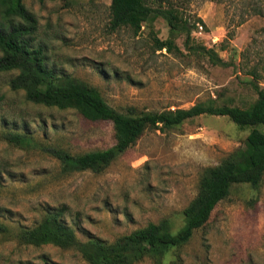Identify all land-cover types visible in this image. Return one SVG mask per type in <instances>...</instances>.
I'll return each mask as SVG.
<instances>
[{"label": "rangeland", "instance_id": "374dc122", "mask_svg": "<svg viewBox=\"0 0 264 264\" xmlns=\"http://www.w3.org/2000/svg\"><path fill=\"white\" fill-rule=\"evenodd\" d=\"M163 2L183 18L199 20L203 29L200 34L193 30L192 43L214 50L223 66L189 53L185 36L170 34L163 18L143 24L137 35L128 28L111 31V0H23L37 19V37L47 45L50 63L95 87L119 112L188 109L209 100L240 108L252 104L254 85L264 89V16L250 13L253 2ZM156 40H172L180 53L157 50ZM253 68L257 79L250 74ZM14 76L0 75V132L14 129L72 155L115 143L110 122L27 103L23 93L8 87ZM249 132L226 117L208 115L171 130H147L100 174H64L49 154L0 139V264H87L74 250L16 243L18 229L37 223L48 207L64 208V222L82 242L111 243L165 219L176 231L203 169L243 147ZM161 264H264V176L257 189L234 185L205 227Z\"/></svg>", "mask_w": 264, "mask_h": 264}, {"label": "trees", "instance_id": "16d2710c", "mask_svg": "<svg viewBox=\"0 0 264 264\" xmlns=\"http://www.w3.org/2000/svg\"><path fill=\"white\" fill-rule=\"evenodd\" d=\"M251 1L253 3L248 6L250 13L263 17L264 5H260L258 0ZM156 2L111 0L109 29L128 28L137 35L143 24L151 25L157 18H163L170 34L182 33L185 36L184 46L189 53L204 56L213 66L224 65L214 50L192 43L191 35L194 29H198L199 20L191 22L175 8L164 7L163 0ZM37 30V19L23 0H0V75L15 73L9 82L10 91L23 93L25 101L33 105L73 109L88 121L110 122L114 131L115 143L111 147L77 155L42 144L31 135L14 129L0 132V139L13 147L49 154L59 161L64 174L84 171L100 174L133 146L145 131L175 129L203 115L226 117L238 128L250 129V132L243 147L231 152L219 164L203 169L197 194L183 210V222L176 231L165 219L121 235L111 243L101 239L82 242L64 222V208L48 207L37 223L18 229L14 235L18 245H51L61 250H74L87 264H136L145 259L161 264L170 252L182 248L195 231L205 227L216 206L227 199L234 185H248L253 189L260 186L264 176L263 88L254 85L257 98L247 108L217 105L209 100L188 109L122 113L111 107L95 87L59 73L50 63L47 45L38 39ZM156 42L157 50L180 53L172 40ZM250 74L255 79L260 76L256 68Z\"/></svg>", "mask_w": 264, "mask_h": 264}, {"label": "built area", "instance_id": "2783aa9c", "mask_svg": "<svg viewBox=\"0 0 264 264\" xmlns=\"http://www.w3.org/2000/svg\"><path fill=\"white\" fill-rule=\"evenodd\" d=\"M202 29H203V28H202L201 26H198V29H197L196 33H199V34H200L201 31H202ZM198 30H199V31H198Z\"/></svg>", "mask_w": 264, "mask_h": 264}]
</instances>
